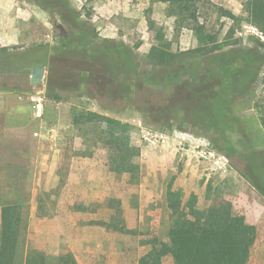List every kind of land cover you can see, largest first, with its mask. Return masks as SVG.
Instances as JSON below:
<instances>
[{"label": "rangeland", "instance_id": "obj_1", "mask_svg": "<svg viewBox=\"0 0 264 264\" xmlns=\"http://www.w3.org/2000/svg\"><path fill=\"white\" fill-rule=\"evenodd\" d=\"M245 1L205 0L206 12L201 14L200 22L207 27L211 46L222 43L233 24L220 18L216 8L224 7L242 16ZM71 4L95 33L92 47L125 46L137 62L140 77L161 71L146 61L152 46L158 44L157 30H162L165 45L173 52L198 47L193 32L178 28L167 6L153 0H71ZM68 30L59 14L40 9L32 0H0V65L10 73L5 86L0 83V203L24 201L29 190L33 193V209L40 198L45 202L43 218L27 215L29 246L53 257L71 252L77 264H138L148 250L141 239L167 236L171 214L166 192L171 185L182 191L185 201L196 194L200 206L218 207L223 201L230 202L234 214L244 215L251 225L255 223L257 239L248 264H264V195L243 176L245 163L219 141L211 144L210 135L191 126L147 120L138 111L148 99L149 87L144 80L133 83L140 98L108 101L99 91L103 88L95 85L75 92L71 77L62 79L58 90L56 84L62 82L57 74L64 73L57 65L65 56L55 54V50L61 46L59 41L66 39ZM251 36L264 42V34L247 23L238 28L234 39L243 40L248 47ZM37 65L44 66L45 74L41 84L32 85V70ZM263 89L264 73L253 88L255 97L236 107L246 125L249 152L264 150V117L254 108L260 103L257 97ZM55 92L65 101H51L48 95ZM152 98L149 95V100ZM37 101L43 104L41 119L34 114ZM14 105L23 108L22 115L17 116L23 126L18 128L16 140H9L11 135L4 137L3 132L16 121L7 119L9 111L5 110ZM80 111L129 126L131 144L140 150L141 174L136 180L113 172L98 125H89L84 131L74 125L75 113ZM209 187L211 198L207 200ZM111 200L122 205L123 216L129 228L136 230L137 239L87 227L82 223L90 219L89 215L68 209L79 203L106 216Z\"/></svg>", "mask_w": 264, "mask_h": 264}, {"label": "trees", "instance_id": "obj_2", "mask_svg": "<svg viewBox=\"0 0 264 264\" xmlns=\"http://www.w3.org/2000/svg\"><path fill=\"white\" fill-rule=\"evenodd\" d=\"M32 1L42 10L59 14L62 22L69 26L66 39L59 41L61 46L55 50V54L65 56L57 65L64 73L61 76L57 74L59 78L56 79L62 82L56 84L58 90L63 85L62 79L71 77L75 92L95 85L97 89L103 88L99 91L108 101L135 96L140 98L133 83L144 80L149 87L148 99L138 111L147 120L153 123L178 121L181 126H191L210 135L211 144L219 141L232 156L237 155L239 162L245 163L247 170L242 172L243 176L264 195V150L249 152L246 125L236 110L240 102L255 97L253 88L264 73V42L251 36L246 47L243 40L234 39L243 23L264 34V0H246L242 16L224 7L216 8L220 18L233 24L224 38L226 41L213 46L209 43L206 25L200 22L201 14L206 12L205 0H153L167 6L168 15L175 19L178 28H188L193 32L198 47L173 52L166 47L162 30H157L158 44L152 46L146 61L161 71L141 77L133 54L125 46L109 44L95 49L92 47L95 33L81 21L71 0ZM150 25L156 29L153 23ZM6 69L0 65V83L8 80L7 74L10 73L5 72ZM149 95L153 97L151 100L156 101L151 103ZM48 97L58 103L65 101L59 92ZM258 98L260 103L254 108L264 117V89ZM106 109L111 110L110 107ZM74 125L82 131L89 125L100 127L102 146L109 153V164L114 173L135 180L141 174L138 162L140 150L132 146L127 124L93 112L80 111L75 113ZM209 193L211 187L207 190V200L211 198ZM27 195L26 202L17 199L1 203L0 264H77L71 252L53 257L29 246L28 217L43 218L47 206L40 198L33 209L31 190ZM166 202L171 214L167 236L164 239H141L140 243L148 250L139 258L138 264H248L256 243L257 228L249 224L244 215L234 214L230 202L223 201L218 207L200 206L196 194L192 193L185 201L182 191L174 190L171 185L167 188ZM68 209L71 213L89 215L90 219L82 223L87 227L137 239L136 230L129 228L122 205L117 201L111 200L110 212L106 216L79 203ZM78 225L81 223L78 222Z\"/></svg>", "mask_w": 264, "mask_h": 264}, {"label": "crops", "instance_id": "obj_3", "mask_svg": "<svg viewBox=\"0 0 264 264\" xmlns=\"http://www.w3.org/2000/svg\"><path fill=\"white\" fill-rule=\"evenodd\" d=\"M25 109L26 108H24V110ZM6 111H9V113H7V115H6L7 119H9L11 121H16V124H12L11 123V126L10 127L8 126L10 129L4 130V132H3L4 133V137L6 135L7 136L11 135L10 137H8L9 140H16L18 132H19L18 128L23 126L22 123L18 122L19 119H17L18 118L17 116H19L20 114L22 115L23 108H22V106L14 105L12 107H9V109L5 110V112ZM25 113H27V109L25 110ZM262 213H264V212H262ZM1 218H2V206H1V203H0V232H1ZM253 225H255V223H253Z\"/></svg>", "mask_w": 264, "mask_h": 264}, {"label": "water", "instance_id": "obj_4", "mask_svg": "<svg viewBox=\"0 0 264 264\" xmlns=\"http://www.w3.org/2000/svg\"><path fill=\"white\" fill-rule=\"evenodd\" d=\"M44 74H45V68H44V66H42V65L35 66L33 68V70H32V75H31L30 83L32 85L41 84L43 82Z\"/></svg>", "mask_w": 264, "mask_h": 264}, {"label": "built area", "instance_id": "obj_5", "mask_svg": "<svg viewBox=\"0 0 264 264\" xmlns=\"http://www.w3.org/2000/svg\"><path fill=\"white\" fill-rule=\"evenodd\" d=\"M34 114L37 119H41L43 116V104L37 101L34 105Z\"/></svg>", "mask_w": 264, "mask_h": 264}]
</instances>
